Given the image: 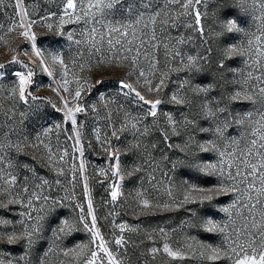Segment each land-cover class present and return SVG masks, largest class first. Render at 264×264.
Wrapping results in <instances>:
<instances>
[{
    "label": "snow or ice",
    "instance_id": "snow-or-ice-1",
    "mask_svg": "<svg viewBox=\"0 0 264 264\" xmlns=\"http://www.w3.org/2000/svg\"><path fill=\"white\" fill-rule=\"evenodd\" d=\"M0 43V264H264V0H0Z\"/></svg>",
    "mask_w": 264,
    "mask_h": 264
},
{
    "label": "rangeland",
    "instance_id": "rangeland-1",
    "mask_svg": "<svg viewBox=\"0 0 264 264\" xmlns=\"http://www.w3.org/2000/svg\"><path fill=\"white\" fill-rule=\"evenodd\" d=\"M28 2L29 3H32V0H28ZM41 3H43V4L47 5V6H51V7L54 8L55 7L56 0H41ZM5 51H6L5 46L2 43H0V62H3V60L6 59V58H10V57L5 56V54H4ZM238 64H239V61H238ZM113 75H118V73H115ZM41 91L47 94V91L48 90L45 88V89H41ZM128 138L130 139L131 137H128ZM89 159L90 160H93L97 164L104 163V161L101 160L98 156L97 157H91V156H89ZM125 162L126 163H130L131 162V158L126 159ZM137 180H138V177H137ZM133 186H134V182L133 183H126L125 188L128 189V188H131ZM102 192H103V189L102 188H100V189H98L96 191V197H97V199H99V196H100V194ZM224 203H227V201H224ZM65 211H67V209ZM0 214H4L2 209H0ZM126 218L131 223H141L144 226L154 225L156 223L162 222L161 217H159V216H157V217L149 220V219H146L144 217H141V218L137 219V218L133 217L131 214H129V215H127ZM172 218H174V217H170L168 215H165L163 217V219H172ZM218 218H223V213H220L219 216H218ZM176 219H177V222H178V218H176ZM86 238L87 237L83 233H80V234H78L75 237V239H86ZM206 238H208V237H206ZM210 238L213 239V240H217L218 239V237H215V236H212ZM21 250H22L21 248H18V249H15L14 252L18 253ZM41 251H42V249H41Z\"/></svg>",
    "mask_w": 264,
    "mask_h": 264
}]
</instances>
